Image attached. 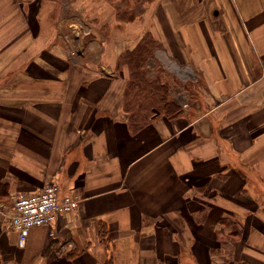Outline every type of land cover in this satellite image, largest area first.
<instances>
[{
  "label": "crops",
  "instance_id": "crops-1",
  "mask_svg": "<svg viewBox=\"0 0 264 264\" xmlns=\"http://www.w3.org/2000/svg\"><path fill=\"white\" fill-rule=\"evenodd\" d=\"M57 1L0 0V264H264L242 199L264 192V0H208L190 18V0H161V46L199 82L191 118H139L121 44L72 56L84 47L71 29L62 41ZM52 180L77 208L20 243L13 200Z\"/></svg>",
  "mask_w": 264,
  "mask_h": 264
},
{
  "label": "rangeland",
  "instance_id": "rangeland-1",
  "mask_svg": "<svg viewBox=\"0 0 264 264\" xmlns=\"http://www.w3.org/2000/svg\"><path fill=\"white\" fill-rule=\"evenodd\" d=\"M161 3V0H63V6L69 4L62 12L63 33L72 35L74 29H78V42L84 48L80 52L74 51V57L80 54L87 56L88 43L104 41L110 44L105 53L107 56H113L115 49H119L117 45L121 44V71L128 76L126 87L136 93L139 118L140 115L142 118L151 114L164 115L163 100L173 101L191 118L201 110L202 104L195 108V99H201L199 82L190 65L176 62L173 54L170 52L169 55L161 46V27L166 20L158 14ZM209 6L208 0H190L183 12L186 11L184 15L190 18ZM81 26L87 30L85 33L79 31ZM242 199L249 201L250 209L255 210L251 215L262 218L263 223L257 221V226L264 227V192L251 188ZM257 200L260 201L258 206L254 202ZM235 218L238 220L237 216ZM221 229L223 234L228 231L225 225ZM230 233L219 236L218 244L223 249L236 240L234 233H239V225L234 223ZM257 239L255 236L252 241L260 243L261 240Z\"/></svg>",
  "mask_w": 264,
  "mask_h": 264
},
{
  "label": "built area",
  "instance_id": "built-area-1",
  "mask_svg": "<svg viewBox=\"0 0 264 264\" xmlns=\"http://www.w3.org/2000/svg\"><path fill=\"white\" fill-rule=\"evenodd\" d=\"M82 28L83 26L79 31L82 30L85 33L87 30ZM75 34L78 33L75 32ZM73 35L66 33L64 37L69 40ZM73 52H70L71 55ZM78 203L79 199L74 196H60L59 185L52 180L38 192L17 194L13 200L10 213L6 215L11 219L12 227L18 233L19 242L23 243L32 226L49 225L58 213L71 212L77 208Z\"/></svg>",
  "mask_w": 264,
  "mask_h": 264
},
{
  "label": "trees",
  "instance_id": "trees-1",
  "mask_svg": "<svg viewBox=\"0 0 264 264\" xmlns=\"http://www.w3.org/2000/svg\"><path fill=\"white\" fill-rule=\"evenodd\" d=\"M163 109H164V115L168 118H172L175 117L179 114L182 113L181 107L179 105H177L176 103H174L173 101H167V100H163ZM101 242L105 243V227L104 225L101 226Z\"/></svg>",
  "mask_w": 264,
  "mask_h": 264
}]
</instances>
